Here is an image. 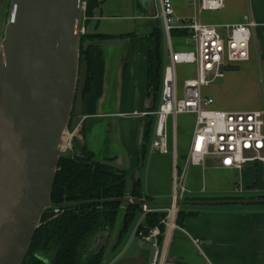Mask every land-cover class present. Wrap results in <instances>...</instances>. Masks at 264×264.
<instances>
[{"label": "crops", "instance_id": "obj_1", "mask_svg": "<svg viewBox=\"0 0 264 264\" xmlns=\"http://www.w3.org/2000/svg\"><path fill=\"white\" fill-rule=\"evenodd\" d=\"M190 1L172 0L177 16L193 15ZM152 3L151 9L148 0H83L81 26L84 35L99 36V41L123 40L125 43L90 48L94 76L91 92L83 98L80 126L87 121L85 116L92 122L88 125V132L81 135L82 146L93 153L94 160L111 163L120 159L129 188L133 179L139 180L140 193L153 200L172 198L174 169L177 176L184 177L188 193L183 201L264 199V164L251 162L240 171L220 168L218 161L211 159H207L202 167L187 165L191 138L182 147L178 146L175 126L174 156L171 120L167 127L169 153H159L151 143L150 147L147 145L144 164L139 168L137 151L144 124L149 118L139 119L132 113L153 112L160 104V95L154 102L149 101L147 86L149 37L153 27L159 26L160 14L158 0ZM244 16L257 24L251 33V57L225 68L221 77L202 89V94L213 100L215 110L264 111V0H224L223 9L202 13L200 21L217 26L219 32L224 33L223 27L242 24ZM161 30L163 36V28ZM165 45L163 70L170 60L167 41ZM172 48L182 52L189 46L182 38L174 36ZM176 70L179 88L184 79L195 75L192 65L177 66ZM193 124L194 121L192 130ZM237 188L243 191L237 192ZM180 207L185 214H193L186 217L170 237L168 253L171 262L264 264V205ZM120 220L102 248L104 257L100 264H149L150 250H133L125 254L127 245L137 240L134 229L125 237V247L114 255L118 249L113 248L114 239L122 226ZM98 240L102 244L103 236L100 235ZM107 251H110L109 257L105 255Z\"/></svg>", "mask_w": 264, "mask_h": 264}, {"label": "water", "instance_id": "obj_2", "mask_svg": "<svg viewBox=\"0 0 264 264\" xmlns=\"http://www.w3.org/2000/svg\"><path fill=\"white\" fill-rule=\"evenodd\" d=\"M152 9L153 0H148ZM83 0H12L11 16L0 43V264H23L46 210L85 204L141 207L264 205V199L146 200L127 196L96 202L54 205L51 193L64 132L76 129L83 115L88 63L80 48L121 45L107 40L81 43ZM154 15V12H153ZM225 70L219 67V73ZM153 89L150 100L153 101ZM151 105L148 109H152ZM80 151H76L79 155ZM119 172L121 160L95 159ZM103 236L102 244L98 237ZM108 232L92 250H102ZM44 262L47 260L41 257Z\"/></svg>", "mask_w": 264, "mask_h": 264}, {"label": "built area", "instance_id": "obj_3", "mask_svg": "<svg viewBox=\"0 0 264 264\" xmlns=\"http://www.w3.org/2000/svg\"><path fill=\"white\" fill-rule=\"evenodd\" d=\"M159 19L163 28L165 40L168 43L169 65L164 68L160 104L153 112L134 113L136 117H156L153 130L152 147L161 154H168V122H172V147L175 156L176 120L180 115H193V135L187 154V165L205 166L206 160L218 161V167L230 170H242L248 163L264 164V111H220L211 110L213 100L202 94V89L209 86L217 77L219 67L229 68L232 64L243 63L251 57L250 48L252 30L256 22L244 16L243 23L223 27L220 33L217 26L203 24L200 16L204 12L223 9L224 0H191L189 5L193 10L191 17H179L175 13L172 0H158ZM174 31L186 32L182 37L189 50L176 52L172 48ZM82 33V30H81ZM194 66L195 75L184 79L182 89L178 85L177 66ZM83 119V118H82ZM81 119V121H82ZM80 126V123H79ZM76 129H67L58 150L70 155L73 152V141L78 135ZM237 192H242L240 188ZM172 201L183 200L188 193L184 177L177 176L173 171ZM142 211L133 231L135 238L148 243L152 248V258L149 264H178L169 260V243L171 235L178 228L177 214L181 207L173 204L163 209H153L141 206ZM59 213V210H53ZM163 212L160 221L165 230L160 227L148 229L144 218L148 213Z\"/></svg>", "mask_w": 264, "mask_h": 264}, {"label": "trees", "instance_id": "obj_4", "mask_svg": "<svg viewBox=\"0 0 264 264\" xmlns=\"http://www.w3.org/2000/svg\"><path fill=\"white\" fill-rule=\"evenodd\" d=\"M185 35V31L173 32V36L180 38ZM161 36L162 30L154 27L149 37L150 45L147 55V86L150 90L153 89V98L155 97V99L159 96L164 72L160 52ZM98 39H100L99 36L83 35L81 43ZM90 48L86 51H83V46L80 48V58L85 59L88 63V76L83 98L91 92L90 87L94 76L92 60L89 56ZM152 123L153 117H150L143 127L144 133L137 151L139 168L144 164ZM57 165L51 193V202L54 205L96 202L97 200L127 196L140 200H153L140 193L139 180L133 179L129 188L125 171L119 172L94 162L93 153L85 147L80 150L79 155H67L60 158ZM151 208L163 209L165 207ZM141 211V207L124 206L119 203L85 204L66 208L59 213H55L53 209L46 210L33 236L31 247L23 264H100L104 257L103 250L95 252L91 249L93 239L100 233L113 232L122 215V226L113 246L115 249L119 248L135 219L140 217ZM192 214L191 212L185 214L180 208L176 218L177 225H182V221ZM164 216L163 212L148 213L144 218V224L148 229L159 226L163 232L165 228L160 221ZM41 257H44L47 262H44Z\"/></svg>", "mask_w": 264, "mask_h": 264}, {"label": "rangeland", "instance_id": "obj_5", "mask_svg": "<svg viewBox=\"0 0 264 264\" xmlns=\"http://www.w3.org/2000/svg\"><path fill=\"white\" fill-rule=\"evenodd\" d=\"M11 2H12V0H0V43H1L2 39H3V37H4L5 27H6L8 21L10 19V16H11V12H12L11 11ZM81 23H83V22H81ZM158 25L159 26H154V27H158L161 30L162 29V25H161V20L160 19H159V24ZM81 30H82V33H81V37H82L85 34L84 33V28L82 27ZM173 38H174V36L172 35V39ZM161 40H162V42H161L160 52H161V55H163L166 52V45H165V41L166 40H164V35L161 36ZM181 87L182 86H180V89H181ZM161 89H162V86H161ZM159 91L161 92L160 89H159ZM159 95H160V93H159ZM153 100H155V97H154ZM209 109L215 110L214 107H213V105L212 106H209ZM134 113H136V112H134ZM134 113H132V115ZM85 117H88V116H85ZM133 117H136V116L133 115ZM140 118H143V120H146V118H150V117L140 116L139 119ZM85 120H87V121L84 122L80 126L81 128L79 129V131L77 133L78 135L76 136V138L73 141V149H72L73 152L70 153V155L76 154V151H78V150L80 151L84 147V146H82L83 144H81V142H80L81 135H83L84 132H88V130H89L88 125H89L90 122H92V120H88L87 118H85ZM193 121H194V116L193 115H187V114H185V115H180L178 117L177 124H176L178 146L182 147V145L184 143H186V141L189 142L190 141V138H192V135H193L192 123H193ZM146 122H148V120H146ZM155 124H156V117L153 118V123H152V126H151V134H150V138H149V141H148V147H150L151 146V143H152V138H153V135H154L153 130L155 128ZM168 126H170V122H168ZM142 137H143V135H142ZM141 141H142V139H141ZM120 219H121V216L119 217V220ZM138 220H139V217H137L135 219L134 223L131 226L130 231H132L134 229V227L136 226V223H137ZM130 231H129V233H130ZM116 238H117V235H116ZM116 238L114 240H116ZM126 241H127V239L124 240V242L122 243V245L119 246V248L115 251L114 255L115 254H118L125 247ZM115 243H116V241H115ZM138 244L140 245V248H139V245ZM132 247H134V248H132ZM91 249H92V247H91ZM133 250L134 251L139 250V251H143V252L145 250H150L151 253H152L151 245L148 244V243H143L139 239L133 240V241H131L127 245V247L125 248V254H128L130 251H133ZM106 253H107V254H105L106 257H109L110 256V254H109L110 251H107Z\"/></svg>", "mask_w": 264, "mask_h": 264}, {"label": "flooded vegetation", "instance_id": "obj_6", "mask_svg": "<svg viewBox=\"0 0 264 264\" xmlns=\"http://www.w3.org/2000/svg\"><path fill=\"white\" fill-rule=\"evenodd\" d=\"M87 118V117H86Z\"/></svg>", "mask_w": 264, "mask_h": 264}]
</instances>
